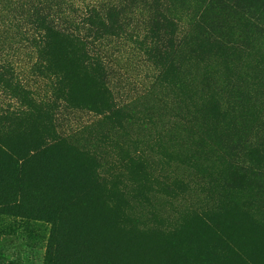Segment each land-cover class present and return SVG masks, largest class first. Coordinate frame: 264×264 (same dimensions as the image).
I'll list each match as a JSON object with an SVG mask.
<instances>
[{"label":"rangeland","instance_id":"1","mask_svg":"<svg viewBox=\"0 0 264 264\" xmlns=\"http://www.w3.org/2000/svg\"><path fill=\"white\" fill-rule=\"evenodd\" d=\"M115 1L128 34L107 74L59 56L55 77L0 0V264H81L106 219L154 245L147 264H264V35L211 11L226 46L206 50L179 2L177 68L156 78L130 40L152 0Z\"/></svg>","mask_w":264,"mask_h":264},{"label":"trees","instance_id":"2","mask_svg":"<svg viewBox=\"0 0 264 264\" xmlns=\"http://www.w3.org/2000/svg\"><path fill=\"white\" fill-rule=\"evenodd\" d=\"M193 1L194 8L190 19L196 30L194 38L197 45L204 43L206 50H219L226 46V34H218L221 31L217 30L221 22L209 19L211 11L237 16L238 26L246 29V32L254 31L259 38L264 35V0ZM179 2L187 0H152L151 9L154 12L149 17L151 24L143 29L144 32L139 29L134 34L129 32L134 47L154 64L156 78L177 68V23L174 16H168L167 12L176 14V5ZM14 3L22 11L20 10L15 19L13 15L10 18L6 15L2 19L3 24L9 28L14 27L16 38L31 45L39 56L47 58V73L53 72L55 77L68 72L62 67H52L59 56L80 61L87 68L102 71L106 75L109 69L106 61L110 58L108 44L114 42L113 38L122 42L126 38L124 35L128 34L124 28V19L115 17L124 8L115 0H14ZM117 46V42L113 44V48ZM259 106L261 112H264V100H261ZM256 146L264 151V140L257 142ZM25 159L21 158V161ZM110 224L113 226L112 221L106 219V225L101 232L93 235L91 244L88 240L91 237L83 234L84 239L77 258L81 259V264H147L149 258H154L156 252L153 244L137 238L130 239L118 228L116 234L110 235ZM57 243L55 242L56 246ZM57 251L58 246L49 251L51 262ZM71 252L73 251L69 250V254ZM139 252L141 255L136 254ZM177 261V256L171 253L158 264H178Z\"/></svg>","mask_w":264,"mask_h":264}]
</instances>
